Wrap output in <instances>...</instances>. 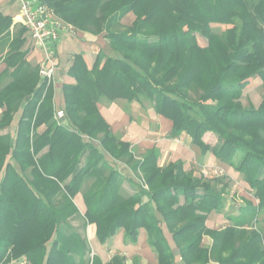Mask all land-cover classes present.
<instances>
[{"label":"trees","instance_id":"obj_1","mask_svg":"<svg viewBox=\"0 0 264 264\" xmlns=\"http://www.w3.org/2000/svg\"><path fill=\"white\" fill-rule=\"evenodd\" d=\"M42 1L76 31L101 36L111 55L100 49L91 67L81 54L73 57L67 70L73 83L61 86L67 124H60L53 86L26 59V29L0 12V131L17 115L14 134H0V264L20 258L126 264L121 255L103 263L92 254L85 235L91 224L100 244L120 229L122 243L135 244L143 229L156 264H176L164 230L180 264H264L259 234L239 230L245 219L228 218L237 227L221 230L206 226L208 215L224 208L227 185L220 178H197L180 160L160 166L156 147L136 155L97 106L149 102L172 124L167 138L184 133L201 153L210 149L243 175L258 204L247 201L239 211L258 216L264 211V94L258 107L240 99L245 82L257 78L264 87V0ZM128 14L134 19L123 25ZM211 24L230 27L217 33ZM206 132L216 136L212 147L202 141ZM105 155L127 165L136 180L125 179ZM124 182L131 194L123 193ZM78 193L83 215L73 202ZM71 217L82 219L81 232L68 223ZM205 235L210 247L201 245ZM132 264H140L138 257Z\"/></svg>","mask_w":264,"mask_h":264},{"label":"crops","instance_id":"obj_2","mask_svg":"<svg viewBox=\"0 0 264 264\" xmlns=\"http://www.w3.org/2000/svg\"><path fill=\"white\" fill-rule=\"evenodd\" d=\"M12 1L13 0H0V12L3 15L12 17L13 25L22 26L21 23L19 22V17H18V3L12 2ZM25 34H26L25 43L28 42L31 44V49L29 53L27 54L26 59L30 64L37 65L39 60L41 59V51L37 49L34 46V44L31 42L27 31ZM76 36L79 37V39H77L76 37H73V35L71 34H64L60 42L57 45L58 66H57V72H56V80H55V83L53 84V89L57 87L61 90V86L63 83H73V79L67 75V70H68V67L70 66L69 64H71L72 61H70V63L68 62L69 63L68 64L67 59L71 56V60H72L75 55L82 54L81 52L87 51L90 48H92V44L85 42L87 39L86 37L90 36L89 34L76 31ZM94 53H97V52H93V54ZM4 68H5V64L0 61V72L3 71ZM61 95H62V91H61ZM132 103H136V102H132ZM132 103H127L126 101L124 102V100H116L114 102H107L105 100H102L100 103H98L97 106H98L100 115L105 120V122L109 125V127L111 128V131L121 141L129 142L133 148L138 149L139 155L145 152L147 149L156 147L160 153L159 160H158V163L160 166L166 165L169 162H175L177 160H180L183 162L184 170L192 172L193 176L197 178H200L202 176V175H198V172H197L198 170L201 171L204 177L208 179H212L214 177L207 176V170H211V169L218 170V168L219 170H221L217 162L218 160L212 155V153L206 152L204 155H202L200 150L195 145H193L192 140L188 135L183 133L179 137L174 138V139L166 138V136L168 135L171 129V125H172L168 119H165L157 115L155 116L154 114L155 117L154 116L153 117L156 118V120H149L146 122V120L150 118V117H146L147 119L144 121L147 124L150 123L151 127L153 128V131H151L150 128L148 127H145V126L141 127L139 123H137L135 120H132L130 115L127 113V111H125V106L127 107V105H132ZM54 109L62 110L63 107L56 109L54 106ZM131 112L132 110L130 111V114ZM208 134L210 135L211 133H208ZM215 143H216V140H214V142H211L210 145L213 146L215 145ZM107 156H105V159L108 162H110L109 159L111 158L108 156L109 158L108 159ZM113 166L119 171V173L125 179L131 180L134 177L132 170L127 165L121 162H114ZM225 171L227 172L225 173L226 176H228L227 182L224 179V183L227 184V189L225 191L226 194L224 193L225 202H228L229 205L231 204L237 205L236 210L238 211L241 207L246 205L245 199L249 202H252L253 205H256L257 200L252 197L251 193L250 194H247V192L245 193V190L247 189L245 188V186H241L243 189V194L238 192V190H236L237 188L236 185L237 183H239L238 178L240 174L235 172L231 167L230 168L228 167V169L225 168ZM230 185L233 186L232 190L229 188ZM219 188H221V185H219ZM234 191H237L236 196L233 195L235 193ZM228 192H231V194H228ZM73 202L75 203L80 215H83L85 212V205L83 203L81 193H78L74 197ZM236 210L231 211L230 213L236 212ZM225 213L226 212L221 213V214H225ZM210 214H212L210 216L211 218L209 217L206 220V225H208L210 229H214L212 228V226H215L216 223L219 222L216 216V214H219V213L211 212ZM95 231H96V228L94 224L87 225V227L85 228V235H86L88 243H90L91 239L94 240L96 238ZM116 234H117L116 238H115L116 236L115 235L111 239L107 240L104 244L99 243L101 245L100 247L105 246L107 251L111 250L109 254H106L103 257L98 253L95 254L100 257L103 263L108 262L116 254L127 258L126 253H121L119 251L120 249L114 250L110 246V242L112 241V239H114L113 241L114 244L112 246L114 248L116 247L117 244L122 243L123 230L122 229L118 230ZM145 234L146 233L143 229L139 230V235L140 236L144 235V238L142 239V241L143 243L146 244V250L143 249L142 253L137 251L134 254H136L137 257H139L138 261L140 264H156V255L148 246L146 239H145ZM137 243H138V240H137ZM137 243L124 245L128 248L126 249V252H130L132 249L131 247H134ZM99 249H100L99 247L98 248L96 247V250H99ZM140 256L142 258H140ZM175 262L176 264H180L179 256L177 260L175 259ZM126 264H132V261L126 260Z\"/></svg>","mask_w":264,"mask_h":264},{"label":"rangeland","instance_id":"obj_3","mask_svg":"<svg viewBox=\"0 0 264 264\" xmlns=\"http://www.w3.org/2000/svg\"><path fill=\"white\" fill-rule=\"evenodd\" d=\"M12 2H17V0H13ZM133 19H134L133 15L132 14H128L127 16H125L122 19V24L128 26V25L131 24ZM229 27L230 26H220V25L211 24L212 30L217 32V33H220V32L224 31L226 28H229ZM24 36H26V34ZM73 37H76L77 39H79V37H77L76 34H74ZM86 38L87 39H86L85 42H87L89 44H92V48H90L87 51L81 52L82 53L81 55L84 57V62L87 63V66L91 67V65H92V63L94 61L95 54H96V53L93 54V52H98L100 49L104 50L103 48H106V46H105L104 40H103V38L101 36H92V35H90V36H87ZM197 42H198V44L200 46H205L206 45V40L204 38L200 37V36H197ZM23 48L30 51L31 44L27 42V43L24 44ZM105 52L107 54L111 55L110 51L107 48L105 49ZM70 61H72L71 60V56L67 59V63L68 62L70 63ZM56 72H57V70H56ZM56 72L54 74V80H56ZM47 85H52L53 86L52 83L51 84L47 83ZM263 94H264V87L261 85L260 80L257 79V78L251 79V80L245 82L244 85H243L242 96H241L240 102H241V104L244 107H248L249 105H252L254 107H258V105L261 102ZM62 101H63V97L61 95V90L59 88H57V87L54 88L53 102H54V106H55L56 109H59V108L63 107V102ZM131 108H133V109H131ZM129 110L130 111L132 110L131 114H130ZM125 111H127V113L130 115L131 119L135 120L137 123H139V125L141 127L145 126V127L150 128L151 131H153V128L151 127L150 123H148V124L146 123L149 120H156V118H154L156 115L154 116V113L152 112V109H151V104L149 102L143 101L142 103H138V104L137 103H132V105H127V107L125 106ZM0 113H1V109H0ZM54 113H55V110H54ZM53 117H54V115H53ZM146 117H150V118L148 120H146L147 119ZM54 119H55V117H54ZM16 120H17V115L14 117V120L11 123L10 127L7 128L4 131H0V134L10 133L11 135H13L14 131H15V128H16ZM145 120H146V122H144ZM55 121L58 122L56 119H55ZM60 124H62V123L60 122ZM66 124H67V122H64V125H66ZM42 130H43V128L39 129V131H42ZM208 133H210V132H206L203 135L202 141L206 145H208L209 147H212L210 144H211V142H214V140H216V136L214 134H210L209 135ZM83 138H84V136H83ZM166 138H167V136H166ZM84 140H86V139H84ZM92 144L94 146H98L97 141H92ZM133 149L135 151V154L139 155V150L136 149V148H133ZM207 152H210V149ZM201 154L204 155L205 153L204 154L201 153ZM105 156H107V155H105ZM107 158H108V156H107ZM109 161L114 165V162H112L111 159H109ZM217 162H218V165L221 168V170H219V168H218V170H216V169L207 170V176H213L214 178L215 177L220 178L223 183H224V179H225V181L227 182L228 176H226V174H225V173H227L225 171V168L228 169L229 166H228L227 163H225L223 161L218 160ZM197 172H198V175L204 176L201 171L198 170ZM131 180L134 181L136 179H135V177H133ZM238 180H239V183H237V185H236L237 186L236 190H238V192L243 194V189H242L241 186H245V188H247L245 190V193L247 192V194H250L251 192L249 191V186H248L247 182L243 179V175H239ZM244 182H245V184H244ZM229 188L232 190L233 186L230 185ZM132 192H133L132 187L129 186V184L127 182H124V184H123V193L124 194H131ZM234 192L235 193L233 195L236 196L237 195V191H234ZM228 194H231V192H228ZM245 202H247L246 199H245ZM257 204H258V201H257ZM224 207H225V209L223 208L221 213H224V212H226V213L225 214H221V213L216 214L219 222L216 223L215 226H212V228L217 229V230H221V229L225 228L226 226H230V225H233V224H234L233 226H236L235 223L232 222L231 220H229L228 218H230V219L234 218V220H236L235 222L240 221L239 220L240 218L241 219H245L244 222L242 223L241 228H239V230H243L245 232H252V231L254 232V231H256L259 234L260 244L264 248V211H261L260 213H258V216L252 218V217H248L249 215L248 216L245 215V214L249 213V209H247V208L238 211V210H236L237 209L236 208L237 205H232V204L229 205L228 202L224 203ZM235 210H236V212L230 213L231 211H235ZM211 215L212 214H209L207 219ZM68 223L70 225H72L75 229L79 230V231H80V228H82V219L80 217H77V218L71 217V218L68 219ZM206 226L208 227V225H206ZM234 229L237 230V228H234ZM164 234H165V237L167 238V240L169 242V245L172 247V249H173V251L175 253V259L177 260L178 259V252L174 248V246H173V244L171 242L170 235L166 232V230H164ZM116 237H117V234H116L115 238ZM143 238H144V235H142V236L139 235L138 243L134 247H131L132 249H131L130 252H126V249H128V248L126 246H124L125 244H122V243L121 244H117L115 248L112 247L113 244H114L113 243L114 239H112V241L110 242V246L114 250L115 249H118V250L120 249L119 251L121 253H126L127 258H128L127 259L125 257L126 260H131L132 261L133 257H137V255L134 254V253H136L137 251L142 253L143 249L146 250V244L143 243V241H142ZM145 239H146V234H145ZM144 242H145V240H144ZM89 244H90V248H91L92 253L93 254H97L98 253L102 257L104 255H106V254H109L110 251H111V250L107 251L105 246L100 247L101 245L99 244V242L97 241L96 238L94 240L91 239ZM211 244H212V240H211L210 237H208L207 235L202 237V244H201L202 246L210 247ZM96 247L97 248L99 247L100 249L96 250ZM140 258H142V257L140 256ZM138 259H139V257H138ZM211 263H214V262L211 261ZM8 264H29V263L26 262L25 258H20L18 260L11 261Z\"/></svg>","mask_w":264,"mask_h":264},{"label":"built area","instance_id":"obj_4","mask_svg":"<svg viewBox=\"0 0 264 264\" xmlns=\"http://www.w3.org/2000/svg\"><path fill=\"white\" fill-rule=\"evenodd\" d=\"M17 2L19 22L25 27L34 46L41 51L38 75L48 84H54L58 66L57 45L64 34L74 35L76 30L56 17L42 0ZM54 117L59 123L67 122L63 110H55Z\"/></svg>","mask_w":264,"mask_h":264}]
</instances>
